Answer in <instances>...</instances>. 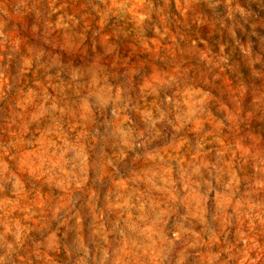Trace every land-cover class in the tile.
I'll return each mask as SVG.
<instances>
[{"label": "clouds", "instance_id": "obj_1", "mask_svg": "<svg viewBox=\"0 0 264 264\" xmlns=\"http://www.w3.org/2000/svg\"><path fill=\"white\" fill-rule=\"evenodd\" d=\"M108 7L119 9L125 5ZM142 7L132 4L126 8L138 23L152 14L151 6L147 11H139ZM239 11L241 15H247L242 9ZM97 15L98 23L103 26L107 22V13L98 10ZM164 36H169L167 28L161 33V38ZM170 39L171 46L179 48L176 37L170 36ZM200 42L204 43L203 40ZM153 43L160 47L156 40ZM185 50L205 63L213 81L221 79L227 63L223 47L218 53L200 52L196 41L192 40L187 49H180L181 52ZM247 55L253 74L264 82V69L255 67L260 58L253 55L251 47L247 49ZM183 63L140 82L137 87L141 93L156 97L143 104H133L128 83L98 76L94 70L71 103L65 102L61 86L52 78L35 80L38 91L29 89L33 103L28 123L40 125L39 136L31 142L30 151H26L25 142L12 132L13 139L0 155V264H59L57 257L62 248L59 229L50 231L35 249L29 251L25 247L29 231L26 222L35 217L38 208L48 205V198L34 191V181L29 177L37 170L40 176L51 172L68 151L73 153L76 163L72 171L64 173L66 179L58 181L57 186L67 190V178L70 177L71 187L88 193L86 207L93 219L92 234L99 236L102 242L97 249H90L81 240L76 251L83 255L75 264H186L193 251L201 257L203 264H215L220 252H213V246L220 243L221 235L230 225L242 226L245 221L248 233L241 232L240 235L246 246L251 242L256 249V256L249 264H264V244L257 241V236L264 234V138L249 133L224 137L220 134L224 126L220 121L215 123V134L203 132L205 122L214 119L206 108L211 96L193 84L188 76L190 68L182 67ZM31 68L32 61L26 60L24 71L29 72ZM223 80L229 84L228 91L233 98L247 90L242 83L231 85L226 76ZM170 85H176V89L173 95H165L163 103L166 106H161L158 90ZM261 100L264 101V93ZM130 110L140 114V126L130 118ZM181 112L183 116L179 114ZM227 118L232 125H237L240 120L239 114L232 112ZM102 127L110 129L107 138L101 135ZM188 131L203 132L195 151H184ZM109 139L112 151L106 154L103 145ZM93 144L103 154V163L90 179L88 161ZM209 144L216 147L219 156L216 163L209 164L204 159L205 146ZM9 149H15V153H10ZM169 160H181L201 177L204 173L214 176L215 185L211 180H204L205 192L199 191L200 182L191 187L187 168L173 172ZM105 177L110 181L111 191L101 202L92 185ZM112 191L116 193L115 199L111 198ZM181 192L188 193L184 200L189 196L195 200L202 221L209 196H213L221 222L219 233L212 232L205 239L201 232L185 227L183 223L170 226L174 204ZM60 207L57 205L55 210L58 212ZM230 207L231 212L228 211ZM106 216L112 217L110 222H105ZM75 217L79 225V211ZM256 223L261 225L259 233L255 231ZM248 250H245V259H248Z\"/></svg>", "mask_w": 264, "mask_h": 264}, {"label": "rangeland", "instance_id": "obj_2", "mask_svg": "<svg viewBox=\"0 0 264 264\" xmlns=\"http://www.w3.org/2000/svg\"><path fill=\"white\" fill-rule=\"evenodd\" d=\"M121 3L125 8L108 7ZM132 4H141L143 7L139 11H147L151 6L150 18L138 23L136 17L126 10ZM241 9L247 15H241ZM98 10L107 13V22L103 26L98 23ZM165 28L169 30V36L161 38ZM170 36L176 37L179 48L171 46ZM153 40L159 43V48ZM192 40L196 41V48L200 52L210 50L211 53H218L223 47L227 63L221 79L213 81L212 73L208 72L198 56H192L186 50L180 51L187 49ZM249 47L253 55L260 58L256 69H264V0H0V155L13 139L10 135L12 132H16L25 142L26 151H30L31 142L39 136L40 125L28 123L33 103L29 89L38 91L35 80L52 78L54 83L61 86L65 102L71 103L94 70L98 76L128 83L133 104H143L145 100L151 101L156 97L141 93L137 87L140 82L181 61L184 62L182 67L190 68L188 76L193 84L202 87L211 96L206 108L214 119L205 122L203 132L215 134V123L220 121L224 125L220 134L224 137L249 133L264 138V101L261 100L264 82L253 74L249 66ZM26 60L32 61L29 72L24 71ZM223 76L228 78L231 85L242 83L247 90L233 98ZM175 89L176 85H170L158 90L161 106H166L163 103L165 95H173ZM229 112L239 114L237 125H232L228 120ZM128 114L135 125H141L138 112L130 110ZM179 114L183 116L182 112ZM108 131L110 129L100 128L105 138ZM203 132L188 131V144L184 151H195ZM9 150L15 153V149ZM111 151L109 139L103 145V152L110 154ZM205 151L207 163L218 162L214 145H206ZM75 163L73 153L68 151L51 172L40 176L37 170L29 177L34 181V191L48 198V205L38 208L35 217L26 222L29 231L25 247L29 251L35 249L50 231L59 229L62 244L57 257L59 264H75L77 258L83 255L76 251L81 240L90 249H97L102 243L99 236L92 234L93 219L86 207L88 193L71 187L70 177L67 178V190L57 186L58 181L66 179L64 173L72 171ZM102 163L103 154L93 144L88 161L90 179L97 174ZM169 166L173 172L187 168L190 186L195 187V183L200 182L201 192L207 190L204 180H211L215 185L214 176L209 177L204 173L201 177L200 173L193 172L181 160H169ZM38 176L39 179L36 178ZM8 187L11 188L10 183ZM92 187L101 202L111 191L107 177ZM186 195L187 192H181L175 202L170 226L183 223L185 227L201 232L205 239L212 232L219 233L221 222L213 196H209L202 221L197 214L195 200L190 196L184 200ZM115 197L116 193L112 191L111 198ZM57 205H61L58 212L55 210ZM77 211L80 212L79 225L76 224ZM228 211H232L231 207ZM111 219L106 216L105 222ZM260 228L261 225L256 223L257 233ZM241 232L248 233L247 221L242 226L233 223L225 229L220 243L212 249L213 252H220L215 264H249V260L255 258L256 249L251 242L247 246L244 244ZM257 241L264 244V234L258 235ZM246 248L249 249L248 259H245ZM96 255L99 259L98 251ZM186 264H203V261L193 251Z\"/></svg>", "mask_w": 264, "mask_h": 264}]
</instances>
